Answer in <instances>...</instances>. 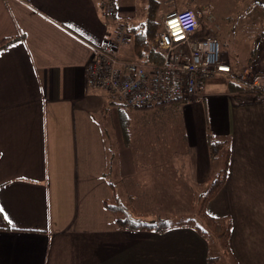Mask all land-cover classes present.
Wrapping results in <instances>:
<instances>
[{
	"label": "crops",
	"instance_id": "1",
	"mask_svg": "<svg viewBox=\"0 0 264 264\" xmlns=\"http://www.w3.org/2000/svg\"><path fill=\"white\" fill-rule=\"evenodd\" d=\"M138 1L0 0V40L20 37L0 53V264H211L213 238L176 221L163 233L124 229L105 206L114 184L132 212L154 220L163 216L157 204L152 213L149 199L135 207L134 190L172 174L190 189L208 185V125L231 148L227 181L208 212L232 219L234 264H264V94L228 87L233 75L264 72V48L241 65L222 51L233 69L218 78L226 85L206 80L200 98L170 104L181 107L187 147L159 159L134 149L133 125L125 139L116 101L87 83L95 47L120 24L141 27L147 0L142 13ZM109 2L113 18L104 15Z\"/></svg>",
	"mask_w": 264,
	"mask_h": 264
},
{
	"label": "built area",
	"instance_id": "2",
	"mask_svg": "<svg viewBox=\"0 0 264 264\" xmlns=\"http://www.w3.org/2000/svg\"><path fill=\"white\" fill-rule=\"evenodd\" d=\"M116 12L113 3L104 6L106 17L113 18ZM203 14L206 19L184 9L161 16L163 28L152 43L163 54L160 63L121 58L120 49L133 35L126 24H120L112 38L95 47V56L87 66L88 85L107 91L116 102L132 108L154 107L175 99L197 100L207 78L233 71L217 38L194 39L202 20H215L211 9L206 8ZM232 77L248 90L264 94V72L254 79Z\"/></svg>",
	"mask_w": 264,
	"mask_h": 264
},
{
	"label": "rangeland",
	"instance_id": "3",
	"mask_svg": "<svg viewBox=\"0 0 264 264\" xmlns=\"http://www.w3.org/2000/svg\"><path fill=\"white\" fill-rule=\"evenodd\" d=\"M143 1L145 4V0L138 1L140 13L143 12ZM161 1L167 9H171L174 12L182 11L187 8L186 5L190 4L200 19H206L203 14L206 8L211 9L215 16L214 22L206 20L203 23L202 20L204 34L199 37L196 36L195 39L217 34V39L221 43V50L230 56L231 61L233 60L234 62L235 59L239 65L251 59L253 53L256 54L258 46L260 50L264 48V7L257 3L256 0ZM167 4L170 5L167 6ZM199 10L201 11L198 13ZM146 18L147 13L146 15L144 13L142 20H140V25L145 23ZM216 25L218 26L217 28ZM212 31H215V33ZM121 55L126 59L136 58L133 40L122 48ZM218 78H220V75L207 78V86L215 85L221 87L226 85L227 79L220 80ZM129 110L126 116L130 118L131 126L133 125V147L135 150L145 153L153 152L159 159L165 152L173 154L176 150L185 151L187 142L181 107L168 105L158 111L151 109L148 112ZM111 128L112 126L109 127V131L113 129ZM107 138H109L108 134ZM165 170L162 169L160 171L164 173ZM110 173L112 174L114 171H110ZM172 175H167L157 181L154 186L147 187L145 193H142L143 188L134 190L135 207L140 208L142 202L149 199L151 204L144 208L145 211H151L152 213L154 211L152 203H156L158 209L162 212V217L165 214H172L178 217V219H173V222L197 216L199 197L194 192L198 191L197 194L199 193L198 195H200L206 192L209 186L202 185L197 186L195 189H190L185 180L178 181ZM212 240H214V248L211 253L213 255H221L222 250L219 240L215 237ZM225 260L226 264H234L231 258ZM220 264H224V262H220Z\"/></svg>",
	"mask_w": 264,
	"mask_h": 264
},
{
	"label": "trees",
	"instance_id": "4",
	"mask_svg": "<svg viewBox=\"0 0 264 264\" xmlns=\"http://www.w3.org/2000/svg\"><path fill=\"white\" fill-rule=\"evenodd\" d=\"M110 1L112 2L114 0ZM256 1L264 7V0ZM162 5L163 2L161 0H147V18L145 23H143L140 28H129L130 32L133 35L136 58L141 61L150 63H160L163 61L162 52L156 50L152 45L153 41L156 39L163 28V24L161 21ZM19 39L20 37H7L0 40V53ZM228 87L231 91L243 90V88L234 80H230L228 82ZM179 101L181 100L175 99L173 101L162 103L154 107H165ZM116 103V105H118V111L120 113L122 131L126 139L127 136L130 135L131 120L126 116L125 113H121V110L122 107H132L124 106L123 104H120L118 102ZM154 107L135 109L146 110ZM207 131L209 152L213 171L211 172V175L208 179V190L199 195V205L197 209L198 219L197 216H195L175 221L182 227L194 228L200 235L205 238L215 237L216 239H218L223 252L221 255H213L210 252L208 256V262L211 264H220V262H224V264H226L225 259H233V254L229 245V239L232 230V219L229 216L216 217L211 215L208 212V204L217 196V194L221 191L227 181L231 148L228 146L227 140L216 137L212 133L209 125L207 126ZM223 154L224 156H222ZM220 161H222V166L217 170L216 167L220 163ZM111 185L114 194L112 199L105 200V206L114 214L115 219L120 227L135 231L147 230L163 233L172 228L174 223H176L165 217L150 220L144 214H135L134 212H132L131 206L125 204L121 200L114 187V184ZM199 219H201V221H199Z\"/></svg>",
	"mask_w": 264,
	"mask_h": 264
}]
</instances>
